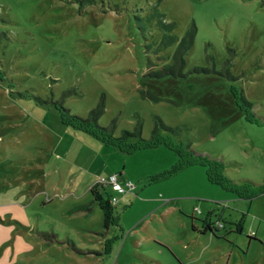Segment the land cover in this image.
I'll list each match as a JSON object with an SVG mask.
<instances>
[{"label": "rangeland", "instance_id": "obj_1", "mask_svg": "<svg viewBox=\"0 0 264 264\" xmlns=\"http://www.w3.org/2000/svg\"><path fill=\"white\" fill-rule=\"evenodd\" d=\"M162 21L178 37L196 28L186 77L151 76L177 48L159 50ZM102 98L99 124L116 120L117 136L141 125L150 138L162 121L180 129L161 130L176 144L229 162L231 179L263 182L264 0H0V202L24 204L15 213L29 227L10 264H264V194L238 198L202 166L152 180L173 151L159 166L144 155L154 151L120 154L63 124V106L87 117ZM117 170L143 186H100L119 199L105 229L89 183ZM209 212L225 226L195 235Z\"/></svg>", "mask_w": 264, "mask_h": 264}, {"label": "trees", "instance_id": "obj_2", "mask_svg": "<svg viewBox=\"0 0 264 264\" xmlns=\"http://www.w3.org/2000/svg\"><path fill=\"white\" fill-rule=\"evenodd\" d=\"M161 25V29L164 30L165 33L162 37L159 50L161 51L162 49H168L174 44H177V48L169 55L171 63L164 66V68L161 70L152 72L151 76L158 78L164 76H173L179 78L186 77L187 73L184 72V68L187 64L186 53L194 45L196 28L193 27L188 30L183 37H178L173 33L176 29L175 22L167 23L162 21ZM190 72L217 73L215 69L211 70L209 68L200 66H194ZM224 76L235 78L232 75L230 67L226 68ZM147 95L156 99V97L153 95ZM241 98L245 104L243 106L241 105L240 108L246 112L247 120L260 123L261 121L257 117H253L252 119L250 118V111L253 108V104L245 98L243 93ZM60 112L64 125L71 126L78 131L90 134L107 146H111L122 153L133 154L137 151L154 148L159 145H163L169 150L173 151L178 157L177 163L172 167V169L151 177L152 180H157L167 175L174 174L186 167L202 166L206 169L207 179L211 184L221 187L223 190L233 194L238 198L252 201V199L264 194V181L256 182L250 179H241L235 181L226 174L227 166L230 164L229 162L219 158H212L211 156H208L204 153L197 152L192 148L190 143L186 145L183 143L176 144L169 136H163L161 134V130L163 129L177 135L180 131L178 127L167 126L161 121L160 126L157 125L154 127L152 136L150 138H145L143 136L141 125L137 126L134 130H124L121 135L117 136L115 134L117 127L116 120H113L108 126H102L99 124L100 118L105 113L104 98L101 99L97 107L90 111L87 117L72 114L70 109L64 106L61 108ZM91 193L93 195L92 203L98 204L104 212L105 229H109L112 225L117 224V203L113 204L110 198L105 199L97 184L91 188ZM85 208L90 210V208L87 206ZM210 215L211 213H209L208 216L202 220L203 228L200 229L199 232H211L214 235H217L216 232H218L220 227L218 225L213 227L210 223H208ZM192 219L194 220L195 218L192 217ZM241 230L242 225L238 224L236 231L241 232ZM194 231H198L196 227H194Z\"/></svg>", "mask_w": 264, "mask_h": 264}, {"label": "crops", "instance_id": "obj_3", "mask_svg": "<svg viewBox=\"0 0 264 264\" xmlns=\"http://www.w3.org/2000/svg\"><path fill=\"white\" fill-rule=\"evenodd\" d=\"M82 133H84V132H82ZM84 134L87 135V139H90L91 138L92 140H89V141H91L94 144H95V142H98L102 146L111 148V149H113L117 153L125 154V155H131V154L122 153L119 150H117V149H115V148H113L111 146H107L106 144H104L100 140L96 139L95 137L91 136L90 134H87V133H84ZM163 149H166L167 151H170L168 148H166L163 145H159L157 147L150 148V149H145V150H141V151H154V152H148V153H146L144 155H145V157H149L150 159L155 158L158 161L157 164H159V166H161L162 163H163V158L164 157H168V155H169ZM141 151H137V152H141ZM137 152H135V153H137ZM190 167H194V166H190ZM190 167H186V168H190ZM117 172H119V171L117 170L114 174H117L118 175V181L122 185H125V183L127 181H125V179H123V173L122 172L117 173ZM127 174H128V177H131L134 180H138L139 178L142 177L140 174L137 175V176H132L128 172H127ZM97 179L98 178L95 176L90 181V183H89L90 192H91V188L97 183V181H98ZM4 182H8V178L0 177V188H1V186H3L2 184H4ZM136 182H137L136 184L134 183L135 184L134 189L130 190L129 192L134 193V192H136L138 190L137 187H139V189L142 188L143 184H141V182H138V181H136ZM99 190H100V187H99ZM4 192H6V191H4ZM2 194H4V193H2ZM123 197L125 199H128L129 198L128 196H123ZM116 206H117V204H116ZM133 206L134 205H132V207ZM22 207H24V204H22V203H18L17 204V203H15V201H11V202H0V257L7 255V257H6L7 261H4L3 263H0V264H10L12 262V261L10 262V260H12L14 256H16V255L19 256V255L22 254L21 252L23 250L21 251L20 246H22V243H24V244L26 243L24 233L27 232V229L29 230V227H26L25 225H23L19 221V220H22V219L20 217H18L16 215V213H15L17 209H22L23 210ZM209 213H211V215H210V217L208 219V223H210L213 227L217 226L219 222L220 223L222 222L220 220H214V216H213L212 212H209ZM14 226H15V228H14ZM196 228H197L198 231H193V233L195 235H200V236L201 235H214L211 232H205V233H200L199 232V230L203 228V223H202V226L201 227L199 226V227H196ZM217 233L218 232H216V234ZM215 236H217V235H215ZM3 238L4 239L5 238H8V240L6 242H4L5 245H3L4 244L3 243V240H2ZM107 241H109V240H107ZM9 256H10V260H9Z\"/></svg>", "mask_w": 264, "mask_h": 264}, {"label": "built area", "instance_id": "obj_4", "mask_svg": "<svg viewBox=\"0 0 264 264\" xmlns=\"http://www.w3.org/2000/svg\"><path fill=\"white\" fill-rule=\"evenodd\" d=\"M99 187L103 186V187H107V186H111L113 190H115L117 193L119 194H125L127 191V188H129L130 190H132L134 188V184L131 181H127L125 183V185H122L119 181H118V175L117 174H113L111 175L108 179L101 177L98 179L97 183H96ZM111 202L113 204H116L118 202V197L117 196H112L111 198ZM219 227H223V223H218Z\"/></svg>", "mask_w": 264, "mask_h": 264}]
</instances>
